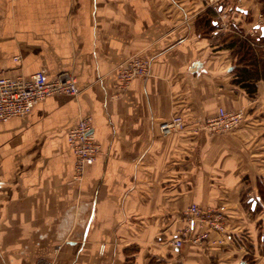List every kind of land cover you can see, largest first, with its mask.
<instances>
[{
	"label": "crops",
	"instance_id": "crops-1",
	"mask_svg": "<svg viewBox=\"0 0 264 264\" xmlns=\"http://www.w3.org/2000/svg\"><path fill=\"white\" fill-rule=\"evenodd\" d=\"M262 24L260 0H0V73L69 71L78 90L0 122V264H264V78L249 92L227 45H264ZM134 56L150 74L117 91ZM220 106L244 118L212 134ZM86 113L100 151L79 181L65 135ZM195 202L226 206L225 240L174 248Z\"/></svg>",
	"mask_w": 264,
	"mask_h": 264
},
{
	"label": "built area",
	"instance_id": "built-area-1",
	"mask_svg": "<svg viewBox=\"0 0 264 264\" xmlns=\"http://www.w3.org/2000/svg\"><path fill=\"white\" fill-rule=\"evenodd\" d=\"M233 5L231 9H235ZM215 19L216 30L229 28L230 22L225 15L227 6L218 4ZM21 55L13 59L19 62ZM151 63L149 59L140 56L125 59L116 68L118 78L115 88L117 91L126 88L134 78H146L150 74ZM77 80L69 71L58 73L55 77L46 79L41 70L32 73L20 71L15 67L6 73H0V122L8 120L12 116H22L31 110L37 100H42L50 94L66 93L76 95ZM244 109L242 107L226 109L220 106L216 113L208 117L203 128L212 134L234 130L243 120ZM185 125L181 115H173L164 119L158 125L161 135H169L181 130ZM68 147L74 154L72 177L81 180L86 166L92 164L98 152L100 144L92 134L91 116L83 114L77 123L66 132ZM185 225L178 235L171 238L170 243L174 248H180L183 242L188 240L194 245L202 247L217 246L224 242L226 231V206L203 207L199 203H191L184 211ZM43 264H52L46 262Z\"/></svg>",
	"mask_w": 264,
	"mask_h": 264
},
{
	"label": "trees",
	"instance_id": "trees-1",
	"mask_svg": "<svg viewBox=\"0 0 264 264\" xmlns=\"http://www.w3.org/2000/svg\"><path fill=\"white\" fill-rule=\"evenodd\" d=\"M260 1L261 13L264 16V0ZM260 44H264V34L260 37ZM227 45L228 47H234L236 60L240 64L235 73L238 76L237 81L241 82L249 92H253L255 90L254 80L264 78V48L257 44L252 45L247 38H241L239 35L230 38ZM257 188H259L260 196L264 201V183H258ZM262 237L264 241V227Z\"/></svg>",
	"mask_w": 264,
	"mask_h": 264
},
{
	"label": "water",
	"instance_id": "water-1",
	"mask_svg": "<svg viewBox=\"0 0 264 264\" xmlns=\"http://www.w3.org/2000/svg\"><path fill=\"white\" fill-rule=\"evenodd\" d=\"M257 27L261 30L262 33H264V24L257 26Z\"/></svg>",
	"mask_w": 264,
	"mask_h": 264
},
{
	"label": "rangeland",
	"instance_id": "rangeland-1",
	"mask_svg": "<svg viewBox=\"0 0 264 264\" xmlns=\"http://www.w3.org/2000/svg\"><path fill=\"white\" fill-rule=\"evenodd\" d=\"M244 32V31H243ZM244 37H242V38H244V39H246V36L248 35V33L247 32H244ZM228 38V37H227ZM263 48H264V45H261Z\"/></svg>",
	"mask_w": 264,
	"mask_h": 264
}]
</instances>
